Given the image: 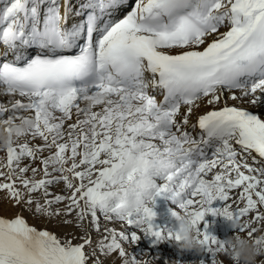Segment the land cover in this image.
<instances>
[{
  "label": "snow or ice",
  "instance_id": "snow-or-ice-1",
  "mask_svg": "<svg viewBox=\"0 0 264 264\" xmlns=\"http://www.w3.org/2000/svg\"><path fill=\"white\" fill-rule=\"evenodd\" d=\"M2 3L0 95L10 100L0 103V117L11 114L0 123L23 126L4 129L14 136L0 161L5 199L49 220L75 210L77 221L90 217L97 231L101 217L126 222L138 231L107 228L110 238L99 242L101 253H118L122 264L139 260L121 241L134 244L140 233L153 243L179 240L153 224L156 213L145 205L157 197L192 217L208 253L200 264H223L217 257L227 252L224 240L197 230L206 213L230 222L250 216L237 230L264 244L252 227L264 223V118L224 99L227 91L230 100L264 103V0ZM205 98L225 106L198 116L194 138L182 125ZM37 138L42 143H31ZM253 152L261 158L256 166ZM216 200L223 207H209ZM78 238L61 240L19 213L0 217V264H102L84 251L90 235Z\"/></svg>",
  "mask_w": 264,
  "mask_h": 264
},
{
  "label": "bare ground",
  "instance_id": "bare-ground-1",
  "mask_svg": "<svg viewBox=\"0 0 264 264\" xmlns=\"http://www.w3.org/2000/svg\"><path fill=\"white\" fill-rule=\"evenodd\" d=\"M72 2H73V4H75L76 0H72ZM132 3L134 4V0H132ZM2 6H3V3H2V0H0V7H2ZM128 10H130V7L128 9H126L124 12L121 13V18H122V15L126 14V11H128ZM69 23H71V21ZM225 30H226L225 28H221L220 29L221 32H223ZM213 38H214V36L213 37H209L206 40V44L208 42H211V40ZM206 44L200 46V49L202 50L203 47L206 46ZM3 51H4V46L2 44H0V52H3ZM7 58L11 59L12 58L11 54H9V56ZM0 59H2V58H0ZM146 75L150 76V74H146ZM153 94L156 95V98H157L158 102L163 99V96H162L161 92L157 91L156 93H153ZM236 95L239 96V91H236ZM228 96H229V93L227 91H225L224 92V99L226 100L228 106H236V107L244 108V109L249 110V111L253 112L254 114L260 115L262 118H264V103H262L260 105L253 106L252 104L247 102L248 100L251 99V97H248L243 102H241L240 100H230V99H228ZM9 100H10V97H8L6 95H0V103H5L6 105H8V101ZM82 106H84L83 102H82ZM223 106H225L224 102H220V103L216 104L215 106L206 105V98H205V101L200 102V107L198 109H196L195 112L190 116L189 125H187V126L182 125V130L190 132L193 135L194 138H199L198 134H199L200 130L198 129V127L194 130L191 127V125L195 124L197 122L199 115L206 114V112L209 111V110H214V109L218 110L219 108H221ZM186 107L187 106H182L181 107V112H180V114L177 117L178 121L181 120L184 112H186ZM96 110H98V109H96ZM10 114L11 113H7L6 112L3 117H0V119H7V117ZM22 114L23 115H27V113H22ZM15 122L19 123L18 120L15 121ZM5 127L6 126L0 125V132H3ZM173 130L175 131V129H173ZM19 142L22 143L24 141L20 140ZM31 143L40 144V143H42V141H40L37 138L35 140H32ZM157 143H159V142H157ZM236 147L238 148V146H236ZM46 154L47 153H45V155ZM252 157L256 158L255 162L253 161L252 158H249V163L253 164V166L258 165L260 163V159L261 158H259L258 155L256 153H254V152L252 153ZM0 161L6 162V149H0ZM23 163H25V164L28 163V160L25 159L23 161ZM38 164H39V162L37 161L36 164H34L33 166H37ZM39 178H40V175L37 176V179H39ZM59 188L60 187L58 186V189ZM53 191H54V189H53ZM236 191H238V190H236ZM56 193H61V192L56 191ZM234 194L237 195L238 193H234ZM5 197H7L6 191L0 190V217H3V218H14V216L19 213L26 219L27 223H29L30 226H34L38 230L51 231L52 233L56 234L59 238H61V240H64L65 238H73L74 235L76 234L74 231H77L76 228H79L81 226V222L82 221H77L76 217H74V214H72V215L70 214V215H67V216H63L62 215L58 219L49 220V219L44 218V217L34 216L32 212L22 210V206H20V205L13 206L12 201L10 199H5ZM159 198L160 197L156 198L157 202H159ZM164 199L165 198H163L161 202H164ZM41 202H42V200H41ZM161 202L158 203L157 210H158V214L165 215V219H164L165 220V226H164V229H168V230H173L174 231L175 230V226H176V221H175V218L172 217V215H171L169 210L170 209L175 210V208H172V206L170 207L168 205L169 202L172 203V201L169 200L168 203H161ZM65 203L66 202H63V203H61L59 205H55L53 207H54V209L55 208H60V209L63 210L64 206H65ZM209 207H211V208H221V207H223V202H221L219 200L213 201L212 204L209 205ZM153 211H154V209H153ZM177 211H180V210H177ZM65 219L68 220V221H71V223L63 224V223L59 222V221L65 220ZM208 219H212L213 221L216 222L217 221L216 220L217 219V215L213 216L212 214L209 213V216H208L207 213H206L204 218H203V220L200 223L207 224L206 220H208ZM245 219H247V218H243V221ZM224 220L226 221V223L219 222L218 226H216V227H214L212 229V230H214V229L216 230V232H214V233L212 232L213 234L211 233L212 230L210 229V227H206V228L203 227V228H201V230L206 232V233H210L211 235L215 236L218 240L219 239L220 240H222V239L225 240L228 237L232 236L238 230L237 229H233L230 226L231 222L229 220H227L226 218H224ZM239 223L242 224L241 222H239ZM78 224H79V226H77ZM60 225H68L69 228L72 227V229H71V231L68 230V231L63 232V231L59 230V226ZM74 227H75V230H74ZM91 227H92V224H91ZM252 227H264V223L257 224V223L254 222L252 224ZM197 230L201 231L200 229H197ZM226 233H227V237H224L225 239L224 238L221 239V237H223L222 234L224 235ZM239 234L241 236H247V231L239 232ZM262 234H264V229L261 230V233L256 234L254 236L258 238ZM162 244H163V247H162L163 255L167 254L170 257V260H171L172 264H175V263L188 264V262H189L188 252L181 251L178 248H177L178 250L175 251L176 247H174V249H171V247H169L171 244L167 240L162 241ZM202 254H203V252H202ZM207 255H208V253L204 252V256L201 257V259L205 260ZM263 256L258 255L256 257L257 264H264V259L262 258ZM217 259H218V262L222 261L223 264H233V260L230 258V256L228 255L227 252L218 254ZM198 261L200 262L201 260H198ZM199 262H197V264H199Z\"/></svg>",
  "mask_w": 264,
  "mask_h": 264
},
{
  "label": "rangeland",
  "instance_id": "rangeland-1",
  "mask_svg": "<svg viewBox=\"0 0 264 264\" xmlns=\"http://www.w3.org/2000/svg\"><path fill=\"white\" fill-rule=\"evenodd\" d=\"M154 142L157 143L159 141H157V142L154 141ZM59 187H60L59 189H58V187H56L54 189V192H56V191L61 192L62 191V185ZM238 191H236L234 193H238ZM234 193H233V198L236 196ZM163 198L164 197H160L159 202L155 201V205L153 207L154 212L156 213V215L153 219V224L158 226L161 230H164L165 215L158 214L157 205H158V203H160L162 201ZM168 202H169V200L164 199V202H161V203H168ZM172 203L169 202L168 205L170 207L172 206V208H175V210H179L178 208H176V205L172 204ZM72 214H74V217H76L75 210L71 213V215ZM68 215H70V214H68ZM207 215L209 216V213H207ZM245 218L250 219L251 217L249 216V217H245ZM216 220H217L216 222L213 221L212 219L206 220L207 227H210V229L212 230L214 227L218 226L219 222L226 223L224 218L220 215H217ZM242 221H243V218L240 222L243 223ZM99 224H100V230L97 231V230H95L93 225L91 227L90 217H85V219L81 222V226L79 228H76L77 231H74L76 234L74 235L75 238L74 237L72 238V241H73L72 243L73 244H79V242L81 243L82 240L79 239L78 237H81L82 235L87 233L88 235H90L91 244L87 245L88 246V247L86 246L87 248L85 247L84 251L86 253H90V252L95 251L96 256L102 261V264H113V261H115V264H122L123 258L118 259L117 258L118 253H107L106 251L104 253H101L99 251L100 240L104 239L105 236H108L110 238V235H111V233H105L104 230L107 228H113L116 231H126L129 233L131 231H138V230L131 228V227H128L126 225V222H121V221H116V220H113L111 222H106L102 217L99 220ZM203 227H205L204 223H200L199 225H197V229L201 230V228H203ZM256 228H258L259 230L254 235L261 233V230L264 229V227H256ZM71 229H72V227L69 228L68 225H60L59 226V230H61L63 232L68 231V230L71 231ZM74 230H75V227H74ZM212 232L214 233V232H216V230L214 229L211 231V233ZM139 236H140V238L134 244H132L130 241H128V242L121 241L122 247H124L126 252L132 253V255L134 257H136L137 259H142V258L143 259H150L151 264H172L170 257L167 254L163 255L162 241L159 243H153V240H154L153 237H148V236L144 235L143 233H140ZM222 236L223 237H221V239L224 237H227V233L224 235L222 234ZM169 242L171 244L169 247H171V249H174V247H176L175 251H177L178 249H177L175 242L174 241H169ZM203 256H204V252H203V254L201 252L199 255H197L193 252H188V257H189L188 264H197V262H199L198 260H202L201 257H203ZM260 256H263V255H260ZM105 257H107V258H105ZM156 257H158V259H155ZM262 258L264 259V256ZM88 264H92V261L89 260ZM175 264H178V263H175ZM199 264H200V262H199Z\"/></svg>",
  "mask_w": 264,
  "mask_h": 264
},
{
  "label": "clouds",
  "instance_id": "clouds-1",
  "mask_svg": "<svg viewBox=\"0 0 264 264\" xmlns=\"http://www.w3.org/2000/svg\"><path fill=\"white\" fill-rule=\"evenodd\" d=\"M0 125L8 127L13 133L17 128L23 127L20 122L16 123L15 121L7 125L0 123ZM13 139L14 136L10 135L9 132L5 130L0 132V149H7ZM145 206L154 207L151 201H147ZM174 218L176 221L175 234L179 237L178 241H174L177 248L184 252H193L199 255L202 252V244L199 242L192 217L183 211H177V216ZM230 226L233 229H238L240 224L239 222H231ZM224 243L233 264H257L256 257L264 255V244H256L252 238L241 236L238 231L225 239ZM136 264H151V260L142 258Z\"/></svg>",
  "mask_w": 264,
  "mask_h": 264
}]
</instances>
